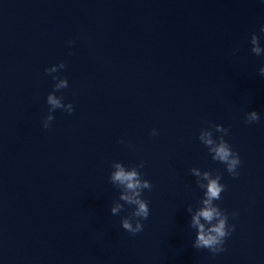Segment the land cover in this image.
Listing matches in <instances>:
<instances>
[{"label":"water","instance_id":"water-1","mask_svg":"<svg viewBox=\"0 0 264 264\" xmlns=\"http://www.w3.org/2000/svg\"><path fill=\"white\" fill-rule=\"evenodd\" d=\"M262 26L264 0H0V264H264ZM60 62L74 111L45 129ZM205 121L229 129L238 178L200 142ZM113 162H143L153 186L135 236L132 207L110 211ZM193 167L226 185L214 203L235 230L215 255L192 246Z\"/></svg>","mask_w":264,"mask_h":264},{"label":"clouds","instance_id":"clouds-1","mask_svg":"<svg viewBox=\"0 0 264 264\" xmlns=\"http://www.w3.org/2000/svg\"><path fill=\"white\" fill-rule=\"evenodd\" d=\"M260 31L264 33V26ZM73 42L68 41L71 45ZM251 52L256 56L264 54V48L261 47L259 37L256 34L251 35L250 39ZM66 67L64 62L52 65L45 68L46 75L57 73ZM259 75L264 77V66L258 69ZM52 79L56 81L54 91L49 93L46 98L49 107L48 115L43 119V127H50V122L54 119L53 112L56 109H62L71 114L74 111L72 103H63V96H57L55 92L67 88V78H61L57 75H52ZM260 120V116L256 111L247 112L245 114V124H251ZM208 125L202 128L199 133L200 142L205 145L208 152L211 154L214 161H218L225 165L226 171L233 177L238 178L240 173L237 170L242 161L239 154L233 151L231 145L224 139L225 135L229 134V129L220 124H213L210 121H205ZM213 131L222 133V135L213 138ZM156 129H152L151 135H157ZM123 143V141H121ZM141 162L137 166L126 168L121 162H113V171L109 176V181L112 185L120 189L119 199L114 201L110 211L112 215H119L125 208V204L132 207V211L125 217L121 218V226L124 230L135 236L144 229L142 221L147 220L150 215L149 201L142 198V193L145 189L151 190L152 184L147 179H143L142 174L138 171L143 168ZM192 175L197 177V185L204 189L203 199L200 201L202 207L192 216L191 225L197 229L193 247L196 249H207L213 255L223 252L225 239L235 230V225L228 224V215L214 203L221 199V193L226 190V185L220 183L221 176L219 174L213 176L209 171H201L199 168L193 167L190 169ZM123 201L124 203H120ZM188 211H192L189 207ZM237 215L232 213L233 218ZM201 218L205 223H201ZM207 225V226H206Z\"/></svg>","mask_w":264,"mask_h":264}]
</instances>
